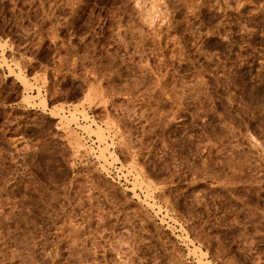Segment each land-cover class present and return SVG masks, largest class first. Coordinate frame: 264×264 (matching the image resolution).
Wrapping results in <instances>:
<instances>
[{
	"label": "rangeland",
	"instance_id": "obj_1",
	"mask_svg": "<svg viewBox=\"0 0 264 264\" xmlns=\"http://www.w3.org/2000/svg\"><path fill=\"white\" fill-rule=\"evenodd\" d=\"M0 264H264V0H0Z\"/></svg>",
	"mask_w": 264,
	"mask_h": 264
}]
</instances>
